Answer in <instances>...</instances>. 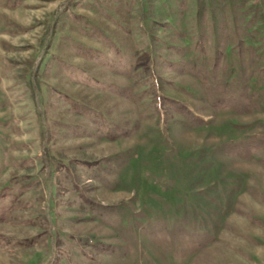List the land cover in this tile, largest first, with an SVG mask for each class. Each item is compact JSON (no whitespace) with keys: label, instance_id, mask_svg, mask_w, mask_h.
<instances>
[{"label":"rangeland","instance_id":"1","mask_svg":"<svg viewBox=\"0 0 264 264\" xmlns=\"http://www.w3.org/2000/svg\"><path fill=\"white\" fill-rule=\"evenodd\" d=\"M0 264H264V0H0Z\"/></svg>","mask_w":264,"mask_h":264}]
</instances>
